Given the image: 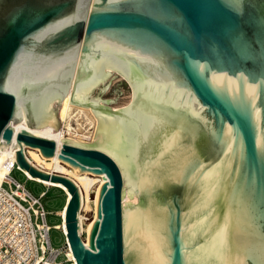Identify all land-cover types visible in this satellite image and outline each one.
<instances>
[{"label":"water","instance_id":"obj_1","mask_svg":"<svg viewBox=\"0 0 264 264\" xmlns=\"http://www.w3.org/2000/svg\"><path fill=\"white\" fill-rule=\"evenodd\" d=\"M73 74L97 124L56 161L89 181L84 243L76 183L24 154L54 156ZM13 140L20 168L71 192L76 264H264V0H0Z\"/></svg>","mask_w":264,"mask_h":264},{"label":"built area","instance_id":"obj_2","mask_svg":"<svg viewBox=\"0 0 264 264\" xmlns=\"http://www.w3.org/2000/svg\"><path fill=\"white\" fill-rule=\"evenodd\" d=\"M30 149L38 153L39 150L24 146V154L31 163L27 156ZM17 168L22 170L26 179L41 183L30 178L16 160L8 163V170L0 182V264H73L75 260L69 256L71 249L65 232L61 230L65 239L62 249L50 244L51 227L46 222L47 211L41 202L45 191L39 196L31 194L23 183L11 177V172ZM83 233L82 229L79 235L84 243L86 233L82 237ZM60 255L62 260H58Z\"/></svg>","mask_w":264,"mask_h":264},{"label":"bare ground","instance_id":"obj_3","mask_svg":"<svg viewBox=\"0 0 264 264\" xmlns=\"http://www.w3.org/2000/svg\"><path fill=\"white\" fill-rule=\"evenodd\" d=\"M73 79H74V74L72 76V81H71V84H70L68 97H67V101H66V112H65L66 124L63 125V128H62V131L60 133V136H58L54 156L46 158V157L42 156L40 154V152L38 153V152H36L35 150H32V149H30L28 151L27 156L31 159V164H33L37 168H39L41 170H44V171H47L48 173H57V174H61V175L67 176L70 179H72L76 183V185L78 186V188L80 190V197H81L80 205L82 207V205L84 203L85 192H86V189H87V186H88V183H89L88 179L85 176H83L82 174L76 172L74 167L69 165L68 163L57 162L56 161L60 139H67V140L91 143L93 135H94L95 127H96V124H97V119H96L95 115L93 114L92 110L90 109V107L81 106V105H77V104H72V103L69 102L70 96H71V92H72V87H73ZM80 116L84 117L86 119V121H88L90 124L93 125V128H94V131L91 134V136L88 139V141L84 140V139H87L88 136H84V135L77 136V135H73V134L70 133V130H74L75 129V128L72 127L70 122L72 120L76 119V117H80ZM66 133H67V135H65ZM16 148H17V145L15 143V140H13L12 143L9 146H2L0 148V182H1L2 178H3V176L6 174V172L8 170V163L13 162V161L16 160V151H15ZM22 169L26 172V174L30 178H33V179H35V180H37V181H39V182H41L43 184L49 185V186H56V187L62 188L66 192V200H69L71 198L72 194L68 190L67 186H65L64 183L59 182V181H53L51 179H43V178L38 177V176H33L27 169H25V168H22ZM65 216H66V207H64V209H63V217H64V219H65ZM77 217H78V233L80 234L82 229H84V231H85V233L87 235L89 228L93 224V219H90L87 222L86 227L83 228L82 222H81V217L82 216H81V214L79 212L77 214ZM62 227H63L62 230L64 232H67L66 220L64 221ZM69 256H70L71 259L75 260L74 255L72 253V250L69 252ZM73 264H76V260L74 261Z\"/></svg>","mask_w":264,"mask_h":264},{"label":"rangeland","instance_id":"obj_4","mask_svg":"<svg viewBox=\"0 0 264 264\" xmlns=\"http://www.w3.org/2000/svg\"><path fill=\"white\" fill-rule=\"evenodd\" d=\"M66 105L64 109V114L60 126V131L59 135L62 131L63 125L66 124ZM71 125L74 130H70V133L73 135L77 136H88L87 139H84L88 141L90 138L91 134L94 131L93 125L90 124L84 117H76V119L72 120ZM67 135V133L65 134ZM11 177L14 178L15 180L21 182L24 184L25 188L34 196H39L42 191L47 192L45 197H41V202L47 211V216H46V222L47 224L51 227L49 231V240L50 244L53 248H63L65 245V239L64 235L62 232H64L63 229V209L65 207V202H66V193L61 192L59 189L54 188L52 186L46 187L45 185H42L40 183H37L32 180L26 179L25 175L23 174L22 170L19 168L14 169L11 172ZM48 188V189H46ZM65 201V202H64ZM64 205V206H63ZM81 209V222L83 228L86 227L87 222L92 219L90 217V212L88 211L89 208L86 206L85 202L83 203L82 207L80 205ZM87 214V215H86ZM85 217V218H83ZM63 222V223H62ZM61 226V227H60ZM62 230V232H61ZM84 231V229H83ZM85 236V231L82 235V237ZM63 256L60 255L58 260H62ZM66 264V263H65Z\"/></svg>","mask_w":264,"mask_h":264},{"label":"trees","instance_id":"obj_5","mask_svg":"<svg viewBox=\"0 0 264 264\" xmlns=\"http://www.w3.org/2000/svg\"><path fill=\"white\" fill-rule=\"evenodd\" d=\"M41 184V183H40ZM54 188H57V189H59L61 192H63L64 193V191L61 189V188H59V187H56V186H54ZM46 194H47V192H45L44 193V195L42 196V197H45L46 196ZM65 202V201H64ZM65 204V203H64ZM64 206V205H63Z\"/></svg>","mask_w":264,"mask_h":264},{"label":"crops","instance_id":"obj_6","mask_svg":"<svg viewBox=\"0 0 264 264\" xmlns=\"http://www.w3.org/2000/svg\"><path fill=\"white\" fill-rule=\"evenodd\" d=\"M46 189H48V188H46Z\"/></svg>","mask_w":264,"mask_h":264}]
</instances>
